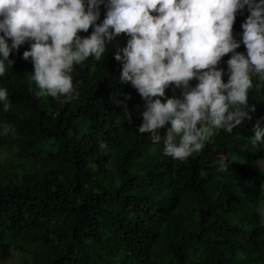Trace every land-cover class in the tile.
Instances as JSON below:
<instances>
[{"label":"trees","instance_id":"obj_1","mask_svg":"<svg viewBox=\"0 0 264 264\" xmlns=\"http://www.w3.org/2000/svg\"><path fill=\"white\" fill-rule=\"evenodd\" d=\"M248 15L247 6L236 13L237 40ZM127 39L121 33L99 61L74 65L76 95L63 103L36 96L32 62L22 58L28 41L10 52L14 63L0 77L10 102L0 123L14 129L0 136L8 153L0 160V264L15 253L21 264H264V149L249 141L254 125L264 127V82L257 88L253 77L250 119L172 160L163 129L159 143L136 129L144 101L120 81L114 59ZM231 55L217 65L224 82ZM180 93L165 89V97Z\"/></svg>","mask_w":264,"mask_h":264},{"label":"clouds","instance_id":"obj_2","mask_svg":"<svg viewBox=\"0 0 264 264\" xmlns=\"http://www.w3.org/2000/svg\"><path fill=\"white\" fill-rule=\"evenodd\" d=\"M101 5L106 11L97 24ZM245 6L249 15L237 40L232 26ZM90 26L87 36L79 35ZM121 33L128 39L114 53L119 79L144 101L136 129L154 143L163 129V155L183 162L217 131L231 133L251 118L253 77L257 88L264 82V0H0V77L14 63L10 52L28 41L22 58L32 62L36 96L68 102L76 95L74 65L90 56L99 61ZM241 44L246 53L235 51ZM228 53L224 82L225 71L217 65ZM193 79L195 86L189 83ZM169 85L181 89L178 97H165ZM0 106L4 112L10 108L3 87ZM124 116L131 122L126 104ZM9 133L14 134L13 126L0 123V136ZM249 141L264 149V127L254 125Z\"/></svg>","mask_w":264,"mask_h":264},{"label":"rangeland","instance_id":"obj_3","mask_svg":"<svg viewBox=\"0 0 264 264\" xmlns=\"http://www.w3.org/2000/svg\"><path fill=\"white\" fill-rule=\"evenodd\" d=\"M8 157V153L6 150H1L0 151V160H4ZM2 264H21L18 263V257L15 253L14 257L8 259L7 261L3 262Z\"/></svg>","mask_w":264,"mask_h":264}]
</instances>
